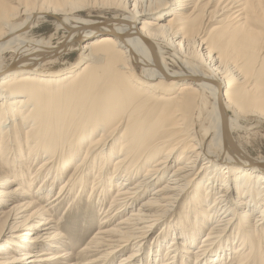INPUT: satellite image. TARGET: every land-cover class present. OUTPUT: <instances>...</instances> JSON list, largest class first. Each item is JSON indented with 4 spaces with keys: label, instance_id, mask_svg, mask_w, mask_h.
<instances>
[{
    "label": "bare ground",
    "instance_id": "1",
    "mask_svg": "<svg viewBox=\"0 0 264 264\" xmlns=\"http://www.w3.org/2000/svg\"><path fill=\"white\" fill-rule=\"evenodd\" d=\"M262 127L264 0H0V264H264Z\"/></svg>",
    "mask_w": 264,
    "mask_h": 264
},
{
    "label": "rangeland",
    "instance_id": "2",
    "mask_svg": "<svg viewBox=\"0 0 264 264\" xmlns=\"http://www.w3.org/2000/svg\"><path fill=\"white\" fill-rule=\"evenodd\" d=\"M130 8V7H129ZM221 14V13H220ZM219 14V15H220ZM215 18L214 19H217V21H219L220 19H222V17H218L216 18V16H214ZM206 17L203 18V21L206 22ZM217 24V22H212L210 25L212 26H215ZM45 25V26H44ZM42 26V28L40 29V33H43V32H47L49 29H50V23L48 24H44ZM211 26V27H212ZM43 29V30H42ZM74 60V61H73ZM75 62V57H72L70 58V63H73ZM230 115V113H229ZM257 132V134L252 137V142H251V145L249 147H246V149L248 150L249 154L252 156V157H264V127L262 128H258L257 130H254V132ZM6 161V159H5ZM2 164H0L1 166ZM223 180V179H222ZM92 179L91 181L89 182V184L87 185V189L90 188V186L92 185ZM69 203V202H68ZM68 203H65L63 204L62 206H60V210L57 212V213H51V219L54 221L55 224H57L58 222H60L59 226H57V230L59 231V233H61L62 236H65L67 237L68 241L71 242V251L73 252V254H76L82 247L80 246H84L86 243H88V241L90 240L93 232L97 229L95 228L94 230L90 231L89 233L86 232V228H83L81 225L82 223L78 222V221H74L71 217H74V213L73 211H71L70 215L68 218H65V215H64V210L65 208L67 207ZM43 204V207H45V210L48 209V207L45 206V202L42 203ZM184 204V203H183ZM109 204H105V206L103 208H106ZM4 210H7V208H3L1 211L5 212ZM0 211V213H1ZM48 211V210H47ZM50 211V210H49ZM68 214V213H66ZM67 219V220H66ZM0 220H2L1 218V215H0ZM73 222V223H72ZM76 222V223H75ZM72 223V224H70ZM75 225V226H74ZM112 225V224H111ZM67 227V228H66ZM72 227V229H71ZM81 227V228H80ZM103 227V226H102ZM77 228H78V231H77ZM80 228V229H79ZM83 228V229H82ZM74 229V230H73ZM76 229V230H75ZM67 231V232H66ZM73 231V232H72ZM76 231V232H74ZM81 231V232H80ZM206 232V231H205ZM157 232H154L153 236L156 234ZM67 234V235H66ZM75 235V236H74ZM83 235V236H81ZM152 236V235H151ZM152 236V237H153ZM69 237V238H68ZM202 238V236L199 238L198 241H200ZM76 239V240H75ZM66 241V239H64ZM75 243H76V246H75ZM198 244V242H197ZM73 245V246H72ZM63 250V249H62ZM164 251H162L161 253H163ZM53 253H56V252H53ZM122 256V255H120ZM118 256V257H120ZM162 256V254H161ZM0 262L3 263V261L10 257V256H7V255H1L0 256ZM117 257V259L112 262L111 264H116L117 261L119 260ZM68 261H71L70 259L67 260V261H63L65 262L66 264L68 263Z\"/></svg>",
    "mask_w": 264,
    "mask_h": 264
}]
</instances>
